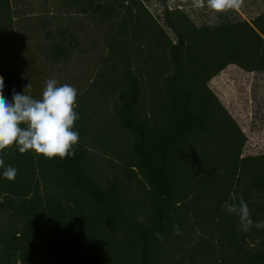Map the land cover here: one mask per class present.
<instances>
[{
  "label": "trees",
  "instance_id": "16d2710c",
  "mask_svg": "<svg viewBox=\"0 0 264 264\" xmlns=\"http://www.w3.org/2000/svg\"><path fill=\"white\" fill-rule=\"evenodd\" d=\"M150 1L53 0L65 26L50 29L0 0L9 101L29 83L41 98L46 61L80 49L70 21L107 25L74 85V156L0 152L18 169L12 181L0 169V264H264V229L242 231L222 208L242 197L264 221V154L242 155L247 136L208 86L229 65L264 71V8L197 24L165 0L155 16Z\"/></svg>",
  "mask_w": 264,
  "mask_h": 264
},
{
  "label": "rangeland",
  "instance_id": "374dc122",
  "mask_svg": "<svg viewBox=\"0 0 264 264\" xmlns=\"http://www.w3.org/2000/svg\"><path fill=\"white\" fill-rule=\"evenodd\" d=\"M169 7L183 5L185 11L197 23H206L213 16L240 17L251 21L259 15L264 8V0H244L239 10H229L224 13H214L207 7L197 9L192 6V0H165ZM16 18L32 19L35 22L43 21L50 29L62 26L65 19L60 14L53 0H10ZM149 11L157 16L160 14L161 3L155 0L147 3ZM76 19L72 22L71 31L78 36L79 50H73L68 59L61 62L46 61V74L44 86L48 79H56L59 85L70 84L74 87L84 84L89 71L95 66L106 41V24H96L88 19ZM65 26V24L63 25ZM62 26V27H63ZM43 36V32H39ZM242 71V70H241ZM236 69L232 74H219L208 84L220 101L228 107H236L243 119H249V127H245L247 142L242 155L264 154V74H244ZM230 76V77H229ZM226 77H228L226 79ZM226 84V86H225ZM223 102H221L223 104ZM224 105V104H223ZM225 107V106H224Z\"/></svg>",
  "mask_w": 264,
  "mask_h": 264
},
{
  "label": "clouds",
  "instance_id": "9594fccd",
  "mask_svg": "<svg viewBox=\"0 0 264 264\" xmlns=\"http://www.w3.org/2000/svg\"><path fill=\"white\" fill-rule=\"evenodd\" d=\"M244 0H192L197 9L207 7L214 13L239 10ZM218 19L213 16L209 23ZM31 84L23 92L13 90L11 101L4 97L3 77L0 76V152L11 146L18 147L23 153L29 150L47 159L59 157L65 159L74 156V146L79 142V131L74 130L79 120L77 105L78 90L70 84L58 86L56 79L45 82L39 99L29 95ZM0 169L3 177L9 181L16 178L18 169L6 165L0 155ZM223 210L238 216L242 231L252 227L264 229V221L254 222L247 202L241 197L238 203L225 201ZM174 234L180 235L179 225H173ZM163 241V234L157 233Z\"/></svg>",
  "mask_w": 264,
  "mask_h": 264
},
{
  "label": "crops",
  "instance_id": "0c3cea01",
  "mask_svg": "<svg viewBox=\"0 0 264 264\" xmlns=\"http://www.w3.org/2000/svg\"><path fill=\"white\" fill-rule=\"evenodd\" d=\"M236 69L238 70L239 68H237L234 65H229L220 74H223V73L224 74L225 73L226 74L227 73L228 74H232V73H235L236 72ZM241 72H243L244 74H257V75H263L264 74V71L263 72H251V73H247V72H244V71H241ZM227 78L228 77H226V79ZM225 86H226V84H225ZM220 102H223V101H220ZM223 104H224L225 108L228 110V112L231 114V116L235 119V121L237 122V124L240 126V128L243 130V132L245 133V135L247 136L245 127H249V124H248L249 119H247V118L246 119H243L242 116H244V115L243 114H240V112L238 111V109L236 107H234V108L233 107L232 108L231 107H228L225 102H223Z\"/></svg>",
  "mask_w": 264,
  "mask_h": 264
}]
</instances>
